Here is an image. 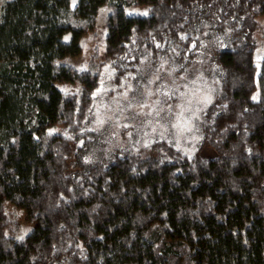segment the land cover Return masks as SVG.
Here are the masks:
<instances>
[{"label":"trees","instance_id":"obj_1","mask_svg":"<svg viewBox=\"0 0 264 264\" xmlns=\"http://www.w3.org/2000/svg\"><path fill=\"white\" fill-rule=\"evenodd\" d=\"M103 5L112 9L106 62L117 85L143 75L147 59L184 73L210 31L227 35L212 56L219 92L203 110L192 155L160 141L85 162L100 67L94 55L82 71L61 60L81 54ZM129 6H147L148 14H128ZM259 16L264 0H7L0 16V264H264ZM58 83L81 89L69 94ZM57 125L59 133L48 131ZM205 143L217 157H201ZM7 202L35 224L27 237L7 235ZM155 226L161 232L152 238Z\"/></svg>","mask_w":264,"mask_h":264},{"label":"rangeland","instance_id":"obj_2","mask_svg":"<svg viewBox=\"0 0 264 264\" xmlns=\"http://www.w3.org/2000/svg\"><path fill=\"white\" fill-rule=\"evenodd\" d=\"M6 1L0 2V16ZM77 2L72 0V5L76 6ZM111 10L107 5L101 6L95 29L81 39V54L61 60L70 69L82 71L88 68L94 55L95 70L100 67V83L94 92V103L86 125L87 130L94 132V142L84 156L85 162L94 163L117 151L138 152L160 141L192 155L202 140L203 110L219 92L220 73L212 56L215 50L227 45V35L207 31L209 35L203 39L194 64L184 73H177L175 64L167 61L153 64L147 59L143 75L117 85L113 81V69L106 62L105 25ZM125 10L128 14L143 15L148 7L129 6ZM258 19L264 25V16ZM66 37L65 40H69V35ZM263 57L264 37L257 34V76ZM57 86L69 94L79 93L81 89L79 83H58ZM61 130L62 125H57L48 131L59 133ZM157 152L158 149L148 150L147 154L156 155ZM200 155L203 159H211L217 157V152L205 143ZM6 211L12 221L7 235L20 240L33 231L35 224L28 221L23 210L7 202ZM160 232L161 227L155 226L152 238Z\"/></svg>","mask_w":264,"mask_h":264},{"label":"snow or ice","instance_id":"obj_3","mask_svg":"<svg viewBox=\"0 0 264 264\" xmlns=\"http://www.w3.org/2000/svg\"><path fill=\"white\" fill-rule=\"evenodd\" d=\"M0 2H2V0H0ZM102 11H104V10H102ZM142 14H143V15H147L148 13H147V12H144V13H142ZM65 39H68V38L66 37ZM253 99L255 100V99H257V97L254 96ZM21 239H22V238H21Z\"/></svg>","mask_w":264,"mask_h":264}]
</instances>
